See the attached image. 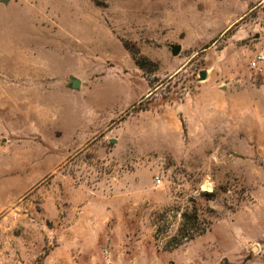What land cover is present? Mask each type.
Returning a JSON list of instances; mask_svg holds the SVG:
<instances>
[{
    "label": "rangeland",
    "instance_id": "rangeland-1",
    "mask_svg": "<svg viewBox=\"0 0 264 264\" xmlns=\"http://www.w3.org/2000/svg\"><path fill=\"white\" fill-rule=\"evenodd\" d=\"M260 54L264 0H0V264H264Z\"/></svg>",
    "mask_w": 264,
    "mask_h": 264
},
{
    "label": "trees",
    "instance_id": "trees-1",
    "mask_svg": "<svg viewBox=\"0 0 264 264\" xmlns=\"http://www.w3.org/2000/svg\"><path fill=\"white\" fill-rule=\"evenodd\" d=\"M206 228V226H202V221L197 208L194 209L192 214L185 212L183 214L182 223L180 224L177 232L168 241V246L177 247L184 240L193 239L197 235L204 233ZM159 231L160 230H158V232Z\"/></svg>",
    "mask_w": 264,
    "mask_h": 264
},
{
    "label": "water",
    "instance_id": "water-1",
    "mask_svg": "<svg viewBox=\"0 0 264 264\" xmlns=\"http://www.w3.org/2000/svg\"><path fill=\"white\" fill-rule=\"evenodd\" d=\"M5 3H7L8 1L10 0H3ZM181 51V46L180 45H174L172 47V52L174 55H178ZM207 78V71L204 70V71H201L200 72V79L201 80H204ZM71 87L74 88V89H79L81 87V81L77 78H72L71 79ZM111 143L114 144L116 143V139H112L111 140Z\"/></svg>",
    "mask_w": 264,
    "mask_h": 264
},
{
    "label": "built area",
    "instance_id": "built-area-1",
    "mask_svg": "<svg viewBox=\"0 0 264 264\" xmlns=\"http://www.w3.org/2000/svg\"><path fill=\"white\" fill-rule=\"evenodd\" d=\"M250 63L252 68L261 70V65L264 63V55L263 54L257 55L254 59H252ZM156 180L157 183H161L160 178L157 177Z\"/></svg>",
    "mask_w": 264,
    "mask_h": 264
}]
</instances>
